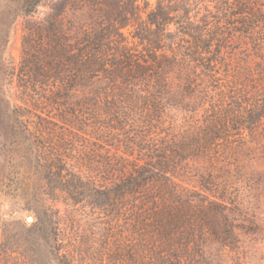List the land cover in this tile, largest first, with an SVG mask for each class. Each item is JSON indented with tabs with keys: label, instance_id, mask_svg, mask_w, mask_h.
<instances>
[{
	"label": "trees",
	"instance_id": "1",
	"mask_svg": "<svg viewBox=\"0 0 264 264\" xmlns=\"http://www.w3.org/2000/svg\"><path fill=\"white\" fill-rule=\"evenodd\" d=\"M71 1L25 26L5 75L33 107L0 110V147L110 218L111 264H246L243 238L262 233L243 194L264 184V0H206L200 15L158 0L145 17L146 0ZM43 3L24 0V13ZM46 108L49 124L32 130ZM64 126L98 147H75Z\"/></svg>",
	"mask_w": 264,
	"mask_h": 264
},
{
	"label": "rangeland",
	"instance_id": "2",
	"mask_svg": "<svg viewBox=\"0 0 264 264\" xmlns=\"http://www.w3.org/2000/svg\"><path fill=\"white\" fill-rule=\"evenodd\" d=\"M55 1L43 0L44 3L38 6L34 13L26 15L24 0H0L1 111L4 107L11 109L15 105L26 109L33 107L31 101H28L17 87L16 77L10 81L5 75V70L11 67L18 68L20 64L25 26H29L32 21L42 19L49 11L47 5ZM164 1L167 3L170 0ZM183 1L188 2L191 15L196 11H199V15L204 13L203 6L206 0ZM107 2L99 1V3ZM157 2L158 0H146V4L140 2L144 7L141 11L142 17H145ZM170 28L173 29V26ZM130 31L131 26L123 29L129 41H131ZM46 110L47 112L45 109L37 110L44 119L30 117L32 130L37 124L40 126L49 124L47 123L51 120L49 116H52L54 111L50 112L47 108ZM65 127L59 129L62 134L58 136L64 140H72L75 147L81 148L85 144L84 138L93 141L92 148L98 147L94 138L80 132L68 133ZM52 134L45 135L41 147L50 155L51 144L57 138ZM124 137L119 135L115 140L109 139L104 148L109 149L111 155L115 149H118L120 154L125 147L124 143L117 140ZM64 144H62L64 147L69 146ZM8 149L7 144L0 147V180L3 182L2 185L0 184V264H111L117 237L110 218L97 210L93 211L80 197L77 202H72L65 196L57 195V189L52 188V184L44 176L33 175L31 170L24 173L25 164H28L22 158V152L18 151L15 154ZM19 164L21 170L16 169ZM253 165L247 162L245 171L252 172ZM12 166L14 172L11 171ZM243 198L248 209L247 216L250 217L252 214L256 216L257 222L262 227V233L254 240L243 238L241 257L246 260V264H264V184H261L257 191L244 190ZM28 216L32 217L31 221L27 220Z\"/></svg>",
	"mask_w": 264,
	"mask_h": 264
},
{
	"label": "water",
	"instance_id": "3",
	"mask_svg": "<svg viewBox=\"0 0 264 264\" xmlns=\"http://www.w3.org/2000/svg\"><path fill=\"white\" fill-rule=\"evenodd\" d=\"M27 220H28V221H31V220H32V217L28 216V217H27Z\"/></svg>",
	"mask_w": 264,
	"mask_h": 264
}]
</instances>
